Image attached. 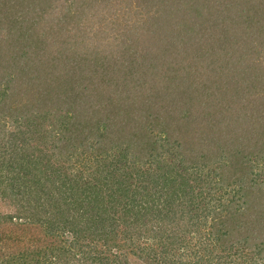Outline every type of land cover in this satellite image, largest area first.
Listing matches in <instances>:
<instances>
[{
	"label": "trees",
	"instance_id": "obj_1",
	"mask_svg": "<svg viewBox=\"0 0 264 264\" xmlns=\"http://www.w3.org/2000/svg\"><path fill=\"white\" fill-rule=\"evenodd\" d=\"M0 197L17 264L264 262V0H0Z\"/></svg>",
	"mask_w": 264,
	"mask_h": 264
},
{
	"label": "rangeland",
	"instance_id": "obj_2",
	"mask_svg": "<svg viewBox=\"0 0 264 264\" xmlns=\"http://www.w3.org/2000/svg\"><path fill=\"white\" fill-rule=\"evenodd\" d=\"M14 212H15L14 207L11 206L8 201L3 200L0 197V214H8V213H14ZM36 231L39 232V229ZM36 231L34 233L32 232L35 236L38 235ZM9 246L11 248H5V245H4V248L1 249L2 250L1 253L3 255H0V264H17L16 262H12L15 259L12 256V254L17 252L18 247L12 246V244H10ZM130 264H146V263H143L137 259L131 258ZM260 264H264V262H260Z\"/></svg>",
	"mask_w": 264,
	"mask_h": 264
}]
</instances>
